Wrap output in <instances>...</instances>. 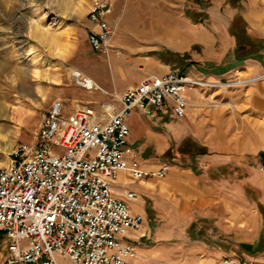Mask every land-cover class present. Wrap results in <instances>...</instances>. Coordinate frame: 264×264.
I'll use <instances>...</instances> for the list:
<instances>
[{"label": "crops", "instance_id": "obj_1", "mask_svg": "<svg viewBox=\"0 0 264 264\" xmlns=\"http://www.w3.org/2000/svg\"><path fill=\"white\" fill-rule=\"evenodd\" d=\"M210 7L195 13L194 18L183 11L180 14L176 10L166 12L169 35L162 37L161 46L181 52L192 44L202 49L218 41L222 57L231 53L235 42L227 33V25L233 11L221 13L218 8ZM249 13V18H244L250 22H253L252 16L262 14L257 8H252ZM155 23L160 24L159 21ZM84 25H89L86 17ZM149 59L146 74L162 75L170 70L158 59L151 56ZM189 61L199 62L194 58ZM155 64L161 67H155ZM208 67L212 71L187 68L190 69L187 75L213 83L233 79L248 81L186 90L184 115L180 118L168 107L156 112L152 118L145 117L137 109L125 117L128 133L123 145L124 155L128 160H136L143 170L153 171L164 162L159 161L160 156L171 140L179 146L188 142L192 148L201 149L182 163L176 160L177 154H173L169 163L164 162L168 168L160 178L148 176L133 180L125 171L117 172L111 183L113 194L125 201L130 214L141 218L139 227L127 229L122 237L135 245L137 255L130 264H140V257L148 253L140 239L150 237L152 232L148 231L147 223L150 220L155 223V239L193 240L190 248L176 251L177 262L163 257L162 244L155 247L158 264H216L227 255V245L247 238L243 230L252 229L253 221L257 223V199L254 201L253 198L258 189L264 191V181L258 180L257 169L247 160L264 151V45L249 58H230ZM113 68L117 76L123 74L120 68ZM86 77L105 92H121L138 83L134 76L124 85L117 81L104 83L91 74ZM63 99L68 100L67 97ZM243 170L248 173V182H243L244 185L237 181ZM246 186L251 189L252 198L246 194ZM124 190L133 191L135 196L125 199ZM169 253L173 255L172 251ZM257 261L263 264L261 258Z\"/></svg>", "mask_w": 264, "mask_h": 264}, {"label": "built area", "instance_id": "obj_2", "mask_svg": "<svg viewBox=\"0 0 264 264\" xmlns=\"http://www.w3.org/2000/svg\"><path fill=\"white\" fill-rule=\"evenodd\" d=\"M111 11L109 0H89L85 15L86 42L103 55L111 48ZM75 78L91 89L81 74ZM247 81L213 83L172 70L144 75L108 102L74 100L67 106L53 99L40 114L30 145H18L0 166V264H130L135 245L122 237L137 229L141 218L115 197L111 183L119 171L133 180L160 178L168 166L163 162L147 171L125 157V117L137 109L152 118L168 107L180 118L186 90ZM258 168L264 173V156ZM122 195L135 196L131 190ZM216 264L256 263L227 255Z\"/></svg>", "mask_w": 264, "mask_h": 264}, {"label": "rangeland", "instance_id": "obj_3", "mask_svg": "<svg viewBox=\"0 0 264 264\" xmlns=\"http://www.w3.org/2000/svg\"><path fill=\"white\" fill-rule=\"evenodd\" d=\"M109 1L112 8L108 17L112 29L111 48L103 55L92 51L86 42L84 21L89 0H0V106L18 107L25 102L28 113L20 123L15 120L9 122L8 128L0 133V166L9 161L10 153L18 145H30L40 114L53 99L60 98L67 106L74 100L94 105L99 101H112L113 96L119 93L114 90L105 92L96 83L99 89H84L71 78V72L77 71L84 76L91 74L104 83L117 81L124 85L133 76L139 81L142 76L150 75L146 74L149 56L168 65L169 71L182 70L183 74H188L192 68L210 72L212 70L209 65L216 66L235 57V45L231 53L222 57V47L217 46L218 41L202 49L192 44L188 50L181 52L161 46L164 40L162 37L169 35V26L165 22L166 12L176 10L180 14L183 11L194 18L195 13L210 6V9L213 6L218 8L221 13L225 10L229 14L231 10L233 14L229 22L233 20L237 29L236 39L233 36L235 44L239 41L237 36L242 38L247 34L246 40L252 41L257 51L264 45V0ZM252 8H257L262 14L252 16L253 22H250L244 16L249 18ZM156 21L160 24H156ZM227 33L230 35L228 28ZM191 58L199 62L189 61ZM112 65L120 68L123 74L117 76ZM177 145L171 140L159 161L169 163L172 155L177 154V161L187 162L185 158L201 151L197 147L192 148L188 142ZM262 155L264 151L249 156L247 160L257 169V178L261 182L264 181V173L258 167ZM237 181L247 183L248 173L243 170ZM248 186L246 194L252 198ZM253 199H257V223L253 221L252 229L248 228L246 232L243 230L247 238L234 240L227 245V255L246 258L256 264H259L257 260L261 258L264 264V191L258 189ZM147 223L148 231L152 233L149 238L140 239L148 249V253L140 257V264H158L154 249L160 244L164 250L163 257L173 262L179 258L176 252L179 248L186 250L193 244L191 238L155 239V223L151 220ZM170 251L173 252L172 256Z\"/></svg>", "mask_w": 264, "mask_h": 264}, {"label": "bare ground", "instance_id": "obj_4", "mask_svg": "<svg viewBox=\"0 0 264 264\" xmlns=\"http://www.w3.org/2000/svg\"><path fill=\"white\" fill-rule=\"evenodd\" d=\"M76 74L80 75L81 73H79L77 71L71 72V78L74 79L75 81H77V78H75ZM82 76L88 81V84H91V88H95V89L98 88L92 79H90L84 75H82ZM26 107H27V105L25 102L20 103L18 105V107H14V106L13 107H10V106L7 107L6 105L0 106V133L8 128L9 122H12L15 120V121L20 123L21 120L25 116H28ZM0 138H1V134H0Z\"/></svg>", "mask_w": 264, "mask_h": 264}, {"label": "trees", "instance_id": "obj_5", "mask_svg": "<svg viewBox=\"0 0 264 264\" xmlns=\"http://www.w3.org/2000/svg\"><path fill=\"white\" fill-rule=\"evenodd\" d=\"M234 19H238V18L235 17ZM232 21L229 22L227 28H228L229 34L232 35V36H235V31L237 29L234 26ZM241 31L244 32V29L242 28ZM246 35L247 34H244V37L241 36L242 38L237 36L239 41L236 42L235 48H234V56H235L234 59L235 60H242V59L249 58L252 55H254V53L257 51L256 48L254 46H252L254 43L252 41L246 40V37H247ZM235 39H236V36H235Z\"/></svg>", "mask_w": 264, "mask_h": 264}]
</instances>
